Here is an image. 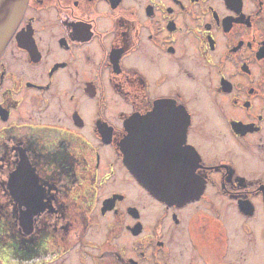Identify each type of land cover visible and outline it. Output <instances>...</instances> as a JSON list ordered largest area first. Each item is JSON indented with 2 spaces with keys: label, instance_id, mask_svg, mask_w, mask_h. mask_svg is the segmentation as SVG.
Returning a JSON list of instances; mask_svg holds the SVG:
<instances>
[{
  "label": "flooded vegetation",
  "instance_id": "flooded-vegetation-1",
  "mask_svg": "<svg viewBox=\"0 0 264 264\" xmlns=\"http://www.w3.org/2000/svg\"><path fill=\"white\" fill-rule=\"evenodd\" d=\"M128 132L186 149L199 196L144 188ZM0 264H264V0H25L0 52Z\"/></svg>",
  "mask_w": 264,
  "mask_h": 264
},
{
  "label": "water",
  "instance_id": "water-1",
  "mask_svg": "<svg viewBox=\"0 0 264 264\" xmlns=\"http://www.w3.org/2000/svg\"><path fill=\"white\" fill-rule=\"evenodd\" d=\"M24 5L25 0H0V52ZM136 135V132H128L120 148L125 165L144 188L164 202L178 203L199 196L202 187L199 188L198 178L192 173L194 168L186 149H180L181 153L176 157H186L188 163H164L158 159L160 155L155 154L153 148L137 145Z\"/></svg>",
  "mask_w": 264,
  "mask_h": 264
},
{
  "label": "rangeland",
  "instance_id": "rangeland-1",
  "mask_svg": "<svg viewBox=\"0 0 264 264\" xmlns=\"http://www.w3.org/2000/svg\"><path fill=\"white\" fill-rule=\"evenodd\" d=\"M220 131V130H219ZM218 130H213L212 132L210 131H206L204 133L205 138L207 139V141H209L210 143V147L208 148L209 152H214V151H218L219 153H224L226 152L228 146L225 143L220 144V142L224 141V134L223 131L219 132ZM245 244V243H244ZM246 245V244H245Z\"/></svg>",
  "mask_w": 264,
  "mask_h": 264
}]
</instances>
